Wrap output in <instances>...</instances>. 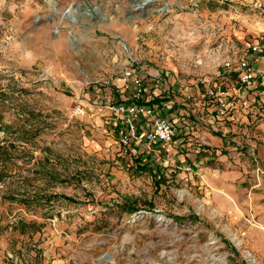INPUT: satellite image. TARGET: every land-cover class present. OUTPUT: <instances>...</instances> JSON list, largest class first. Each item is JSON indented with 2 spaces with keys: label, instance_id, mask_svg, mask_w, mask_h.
<instances>
[{
  "label": "rangeland",
  "instance_id": "obj_1",
  "mask_svg": "<svg viewBox=\"0 0 264 264\" xmlns=\"http://www.w3.org/2000/svg\"><path fill=\"white\" fill-rule=\"evenodd\" d=\"M141 1L0 0V264H264V195L222 202L214 177L264 169L242 125L202 105L192 149L183 132L136 159L92 102L98 78L119 98L127 67L161 75L170 96L148 95L174 99L183 129L184 88H235L226 62L264 35V0Z\"/></svg>",
  "mask_w": 264,
  "mask_h": 264
},
{
  "label": "built area",
  "instance_id": "obj_2",
  "mask_svg": "<svg viewBox=\"0 0 264 264\" xmlns=\"http://www.w3.org/2000/svg\"><path fill=\"white\" fill-rule=\"evenodd\" d=\"M244 43V54L226 62V67L234 71L237 77L235 92L219 86L211 79H202L196 92L189 91L184 95L186 99L195 100L203 106L210 104L221 115H226L239 106H252L257 101L256 97L251 95L252 85L259 72L250 55L255 59L264 57V35L247 37ZM260 74L264 80V68ZM114 78V75L110 74L95 80L96 90L92 102L99 110L108 109L114 115L111 123L124 154L136 159L141 158L142 144L145 145L144 149L149 150L153 149L152 145L155 144L165 148L174 141L177 134L186 132V126L181 129L182 126L177 120L166 113L167 110L173 109L174 99L158 100L157 97L148 95L151 88H163L168 93L166 95L170 96L171 86H167L168 81L165 78L155 75L147 79L135 69L127 67L122 73V94L119 98L113 96ZM75 112L84 114L85 105L78 102Z\"/></svg>",
  "mask_w": 264,
  "mask_h": 264
},
{
  "label": "crops",
  "instance_id": "obj_3",
  "mask_svg": "<svg viewBox=\"0 0 264 264\" xmlns=\"http://www.w3.org/2000/svg\"><path fill=\"white\" fill-rule=\"evenodd\" d=\"M250 58L255 62V66L259 72L258 76L253 82L251 91V95L255 96L257 101L250 107L239 106L226 113V115H221L217 110L211 107L209 110L212 111V114L209 115V120L212 122L217 121L219 125L222 124L223 121L227 122L229 120L236 129L239 127V125H242L241 128H243V130L247 132L248 136H250V139H247L249 144L246 146L250 147V150L252 151L256 150V154L252 152V158L258 162L261 161L264 168V80L260 74V71L264 68V57L255 59L253 55H250ZM233 85L235 86V83H233ZM197 89L198 88H192L191 90L186 87L184 88V95L189 91L196 92ZM231 90L235 92L236 87ZM188 105H193L194 107H187ZM201 106L202 105H200L197 101L193 102L186 99L184 96V127L186 126V132L184 133V151L189 148L192 149L191 147H188L190 142H187V138L189 133L192 131L191 129L194 128V124H196L194 121L191 123L188 119L194 114L193 112L198 114L201 111H204L201 109ZM179 109L180 108L176 107L175 105L173 112L177 113L179 112ZM177 115H173L172 118L177 120L178 123H182L183 117H179ZM215 142L218 141L216 140ZM181 143L182 140L175 138L174 141L165 148L170 151V147L173 146L171 150L177 151ZM141 146L145 147L144 144ZM155 146L160 148L156 144L153 147ZM190 153L191 152H185L184 159L185 155L190 156ZM191 155L193 154L191 153ZM214 177L224 179L223 182H217L219 183L218 188L221 189L225 194V196L221 197L222 202L232 204L233 201L235 202V200L238 199V193H240V197H244L245 195L246 201L252 204L258 199H261L264 195V169H261L260 166L257 169L248 170L243 168L241 165L233 164L230 170L224 172L219 170L216 174H214ZM237 182L245 183L244 189H240L237 186ZM242 190H245V194L241 192Z\"/></svg>",
  "mask_w": 264,
  "mask_h": 264
},
{
  "label": "water",
  "instance_id": "obj_4",
  "mask_svg": "<svg viewBox=\"0 0 264 264\" xmlns=\"http://www.w3.org/2000/svg\"><path fill=\"white\" fill-rule=\"evenodd\" d=\"M148 1H152V0H148ZM93 9H94L95 11H97V12L100 11V9H99V7H98L97 5H93ZM88 11H89L91 14H93L92 11H91L90 9H88Z\"/></svg>",
  "mask_w": 264,
  "mask_h": 264
},
{
  "label": "bare ground",
  "instance_id": "obj_5",
  "mask_svg": "<svg viewBox=\"0 0 264 264\" xmlns=\"http://www.w3.org/2000/svg\"><path fill=\"white\" fill-rule=\"evenodd\" d=\"M55 2V0H53V3ZM148 3V0H143V1H141V2H139V6H141V5H145V4H147ZM90 14V13H89ZM161 220L163 219L164 220V218H160Z\"/></svg>",
  "mask_w": 264,
  "mask_h": 264
}]
</instances>
